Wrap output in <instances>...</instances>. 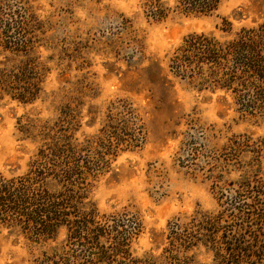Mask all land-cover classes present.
Masks as SVG:
<instances>
[{"label":"trees","instance_id":"1","mask_svg":"<svg viewBox=\"0 0 264 264\" xmlns=\"http://www.w3.org/2000/svg\"><path fill=\"white\" fill-rule=\"evenodd\" d=\"M221 1L141 5L147 19L158 22L172 13L210 16ZM39 27L25 0H0V104L41 98L48 68L36 53ZM219 31L220 38L185 36L169 58L168 72L198 93L221 94L239 119L264 125V18L236 32L222 19ZM79 113L67 104L53 121L19 125L40 146L26 173H0V239L3 232L21 237L31 264H264L263 138L232 135L215 148L190 136L182 167L210 183L217 210L169 221L161 248L137 256L134 246L143 233L138 215L127 207L101 214L90 194L118 156L144 146V123L130 102L118 100L109 104L96 134L77 138Z\"/></svg>","mask_w":264,"mask_h":264},{"label":"rangeland","instance_id":"2","mask_svg":"<svg viewBox=\"0 0 264 264\" xmlns=\"http://www.w3.org/2000/svg\"><path fill=\"white\" fill-rule=\"evenodd\" d=\"M162 2L173 5L172 0ZM141 4L25 0L40 26L34 33L36 53L48 73L36 102L0 104V173L6 177L26 173L40 146L39 139L19 132L24 120L53 121L63 106H76L81 112L76 137L82 138L102 127L110 103L127 100L138 110L146 131L144 146L118 156L90 194L101 214L127 207L138 215L143 233L134 246L137 256L161 248L169 221L196 210H217L210 183L182 167L190 136L215 148L237 134L264 139V125L239 119L221 94L198 93L168 72L169 58L185 36L220 38L222 19L232 32L250 28L264 18V0H222L210 16L172 13L158 22L147 19ZM3 236L0 264H31L25 241Z\"/></svg>","mask_w":264,"mask_h":264}]
</instances>
